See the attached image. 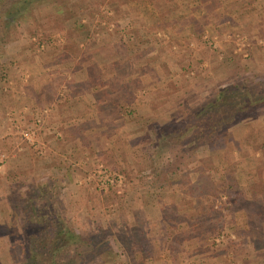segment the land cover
<instances>
[{
	"label": "rangeland",
	"instance_id": "obj_1",
	"mask_svg": "<svg viewBox=\"0 0 264 264\" xmlns=\"http://www.w3.org/2000/svg\"><path fill=\"white\" fill-rule=\"evenodd\" d=\"M27 5L0 22V264L39 188L71 264H264V0L175 27L149 0Z\"/></svg>",
	"mask_w": 264,
	"mask_h": 264
},
{
	"label": "trees",
	"instance_id": "obj_2",
	"mask_svg": "<svg viewBox=\"0 0 264 264\" xmlns=\"http://www.w3.org/2000/svg\"><path fill=\"white\" fill-rule=\"evenodd\" d=\"M32 1L34 0H0V22L6 26L11 20H17L28 2ZM219 1L222 0H149L157 8L161 26L174 27L179 19H184L187 24L194 23L196 18L192 12L196 6L211 7ZM122 70L127 72L125 66H122ZM247 93V102H264V89H247ZM239 104L241 107L236 110L241 111L244 105ZM177 138H180L179 134ZM25 196L20 211L23 232H14L12 236V247L21 260L16 264H71L61 259L60 255L69 246L82 243L85 239L59 212L56 216L51 213V197L47 189L39 188L37 192H30Z\"/></svg>",
	"mask_w": 264,
	"mask_h": 264
},
{
	"label": "built area",
	"instance_id": "obj_3",
	"mask_svg": "<svg viewBox=\"0 0 264 264\" xmlns=\"http://www.w3.org/2000/svg\"><path fill=\"white\" fill-rule=\"evenodd\" d=\"M23 136L25 138L29 139V140L31 139V134L29 132H27V131L23 132ZM4 154H5L4 152L0 151V167L2 166V163H3V160H4V156H5Z\"/></svg>",
	"mask_w": 264,
	"mask_h": 264
}]
</instances>
